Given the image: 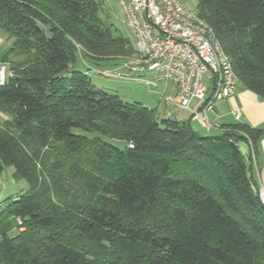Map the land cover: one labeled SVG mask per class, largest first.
<instances>
[{
    "label": "trees",
    "instance_id": "16d2710c",
    "mask_svg": "<svg viewBox=\"0 0 264 264\" xmlns=\"http://www.w3.org/2000/svg\"><path fill=\"white\" fill-rule=\"evenodd\" d=\"M195 1L237 84L264 98V0ZM102 5L0 0L13 39L0 56L13 72L0 86V173L28 184L0 198V264H264L248 162L264 131L202 133L96 86L135 52Z\"/></svg>",
    "mask_w": 264,
    "mask_h": 264
},
{
    "label": "built area",
    "instance_id": "2783aa9c",
    "mask_svg": "<svg viewBox=\"0 0 264 264\" xmlns=\"http://www.w3.org/2000/svg\"><path fill=\"white\" fill-rule=\"evenodd\" d=\"M119 5L135 39V52L103 73L125 80H140L153 73L155 79H164L176 87L178 96L174 103L187 109L191 119L203 129H225L210 121L207 111L215 100L232 93L238 79L207 23L179 0H120ZM12 74L9 63L0 61V86ZM140 81L156 87L149 79ZM192 100L200 101L199 108L190 107ZM231 113L239 119L237 110ZM250 149L253 157L251 145ZM258 193L264 203V190L261 188Z\"/></svg>",
    "mask_w": 264,
    "mask_h": 264
},
{
    "label": "rangeland",
    "instance_id": "374dc122",
    "mask_svg": "<svg viewBox=\"0 0 264 264\" xmlns=\"http://www.w3.org/2000/svg\"><path fill=\"white\" fill-rule=\"evenodd\" d=\"M103 5L100 10V15L103 18L105 23L111 24L113 27L117 28L123 36L128 38L133 46H135V39L130 34L124 19L121 13V8L119 5L120 0H102ZM187 9L196 10V1L195 0H179ZM13 39H9L6 34L0 30V56L3 54L12 44ZM18 56H12L10 60H18ZM81 61L78 59L76 67L81 66ZM115 65L113 68L117 67ZM10 67V62H9ZM82 68V67H81ZM110 70V69H109ZM103 73V72H102ZM154 75H145L144 79H149L154 82L156 87H149L145 82L140 80H125L115 77L104 76L103 74H93L92 81L93 83L100 87L104 88L110 92L117 93L125 101H138L141 104L149 107L166 106L171 108L175 106L174 101L176 96L173 94V87L166 80L155 79ZM170 97L173 100L169 101L167 98ZM172 105V106H171ZM1 116V115H0ZM2 119V117H0ZM193 127L195 129L201 130L197 124L194 122ZM77 132H81L80 130ZM89 136L96 135V133H89ZM105 139L117 147H121L123 142L117 139H111L105 137ZM28 189V184L24 179H17L13 176V168L6 167L0 173V198H4L9 195L22 194Z\"/></svg>",
    "mask_w": 264,
    "mask_h": 264
},
{
    "label": "crops",
    "instance_id": "0c3cea01",
    "mask_svg": "<svg viewBox=\"0 0 264 264\" xmlns=\"http://www.w3.org/2000/svg\"><path fill=\"white\" fill-rule=\"evenodd\" d=\"M150 75L154 74L152 73ZM167 82L172 85L173 94L177 99L178 92L176 87L171 82ZM200 104V101L192 100L190 107L197 109ZM151 108H154L159 116L190 120L191 125L195 122L197 126L203 130L197 121L191 119L190 113L187 109L176 104L171 108H168L167 105L162 106L161 108L156 105ZM231 110H237L239 112L238 120L233 117ZM207 116L210 121L224 128L228 127V125L241 123L247 124L251 127L260 128L264 131V98H261L251 90L237 84L227 98L217 99L213 102L211 109L207 111ZM243 148L246 150L245 147ZM248 162L250 173L258 186V189L262 188L264 190V136L260 138L256 151L253 153L252 159Z\"/></svg>",
    "mask_w": 264,
    "mask_h": 264
}]
</instances>
